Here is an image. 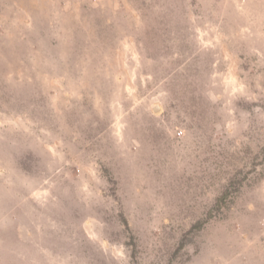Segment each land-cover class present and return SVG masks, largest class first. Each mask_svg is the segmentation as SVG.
Returning <instances> with one entry per match:
<instances>
[{"label":"rangeland","instance_id":"obj_1","mask_svg":"<svg viewBox=\"0 0 264 264\" xmlns=\"http://www.w3.org/2000/svg\"><path fill=\"white\" fill-rule=\"evenodd\" d=\"M0 264H264V0H0Z\"/></svg>","mask_w":264,"mask_h":264},{"label":"trees","instance_id":"obj_2","mask_svg":"<svg viewBox=\"0 0 264 264\" xmlns=\"http://www.w3.org/2000/svg\"><path fill=\"white\" fill-rule=\"evenodd\" d=\"M229 199V200H228ZM232 202V198H229V196L227 195V192H224L219 198H218V203L219 205H223L227 206L229 203ZM123 225L125 226V228L128 229V224L126 222L125 219H122Z\"/></svg>","mask_w":264,"mask_h":264},{"label":"water","instance_id":"obj_3","mask_svg":"<svg viewBox=\"0 0 264 264\" xmlns=\"http://www.w3.org/2000/svg\"><path fill=\"white\" fill-rule=\"evenodd\" d=\"M156 109V108H155Z\"/></svg>","mask_w":264,"mask_h":264}]
</instances>
